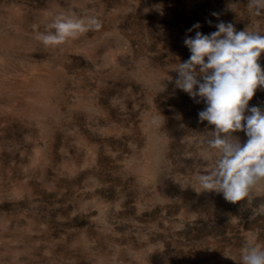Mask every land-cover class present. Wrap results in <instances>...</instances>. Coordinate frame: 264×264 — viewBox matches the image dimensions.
<instances>
[{
  "label": "rangeland",
  "instance_id": "1",
  "mask_svg": "<svg viewBox=\"0 0 264 264\" xmlns=\"http://www.w3.org/2000/svg\"><path fill=\"white\" fill-rule=\"evenodd\" d=\"M73 12L101 28L37 39ZM221 21L264 35L248 0H0V264H242L264 248V181L236 204L194 190L214 126L173 70L187 30Z\"/></svg>",
  "mask_w": 264,
  "mask_h": 264
},
{
  "label": "clouds",
  "instance_id": "2",
  "mask_svg": "<svg viewBox=\"0 0 264 264\" xmlns=\"http://www.w3.org/2000/svg\"><path fill=\"white\" fill-rule=\"evenodd\" d=\"M248 8L253 15H262L264 0H248ZM101 26L94 15L60 14L48 25L54 31L42 33L37 39L46 46L58 45ZM200 27L196 23L187 30H196L194 37L184 39L191 55L173 70L178 74L176 88L195 102L206 104L198 113L200 122L214 126L207 140L208 149L215 150L214 165L194 176L199 185L194 190L222 193L226 201L236 204L249 199L257 184L264 181V109L249 108L257 89L264 88V70L258 63L264 53V35L247 28L237 31L232 23L223 21L215 25L217 31L208 35L198 31ZM162 118L160 114L153 123ZM241 131L247 136L243 145L233 136ZM260 210L264 212V205ZM241 261L264 264V248L246 243L241 249Z\"/></svg>",
  "mask_w": 264,
  "mask_h": 264
}]
</instances>
